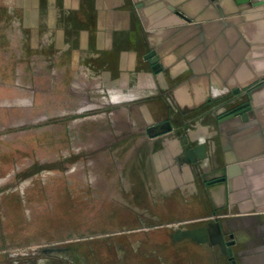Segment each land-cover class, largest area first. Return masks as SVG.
<instances>
[{
  "label": "crops",
  "instance_id": "obj_1",
  "mask_svg": "<svg viewBox=\"0 0 264 264\" xmlns=\"http://www.w3.org/2000/svg\"><path fill=\"white\" fill-rule=\"evenodd\" d=\"M47 9L31 45L33 101L0 100V264H55L45 244L78 222L82 152L142 187L139 200L108 195L100 234L136 235L133 246L169 253L161 264H264V0ZM200 146L205 158L188 161ZM116 153L135 160H107Z\"/></svg>",
  "mask_w": 264,
  "mask_h": 264
},
{
  "label": "rangeland",
  "instance_id": "obj_2",
  "mask_svg": "<svg viewBox=\"0 0 264 264\" xmlns=\"http://www.w3.org/2000/svg\"><path fill=\"white\" fill-rule=\"evenodd\" d=\"M16 1L0 0V100L33 101V87L37 84V76L32 73L33 62L37 64L31 55L33 34L48 27V20L55 14L47 9L48 0H24L30 2L24 9L16 8ZM33 5L40 9L32 8ZM40 84L46 88L47 80ZM106 157L101 153L73 154V162L90 163L86 169L73 166L71 171L73 219L78 222L73 224L72 234L65 241L55 239L52 244H45L51 251L50 259L55 264H161L160 258L165 262L169 257L167 251L140 243L130 244L136 241V235L99 233V208L106 207L108 195L116 194L120 198L130 194L137 197L136 200L143 196L142 187L132 186L134 171L99 169V161H106ZM108 157L107 160H135L128 153ZM45 245L40 247H47ZM105 246L109 248L107 255L101 250ZM38 252L39 259H48L41 250Z\"/></svg>",
  "mask_w": 264,
  "mask_h": 264
},
{
  "label": "water",
  "instance_id": "obj_3",
  "mask_svg": "<svg viewBox=\"0 0 264 264\" xmlns=\"http://www.w3.org/2000/svg\"><path fill=\"white\" fill-rule=\"evenodd\" d=\"M206 156V149L205 146H200L194 150V152H189L186 154V159L188 161H192L195 158L203 159Z\"/></svg>",
  "mask_w": 264,
  "mask_h": 264
},
{
  "label": "flooded vegetation",
  "instance_id": "obj_4",
  "mask_svg": "<svg viewBox=\"0 0 264 264\" xmlns=\"http://www.w3.org/2000/svg\"><path fill=\"white\" fill-rule=\"evenodd\" d=\"M230 257H231V253L228 251V253H227Z\"/></svg>",
  "mask_w": 264,
  "mask_h": 264
}]
</instances>
